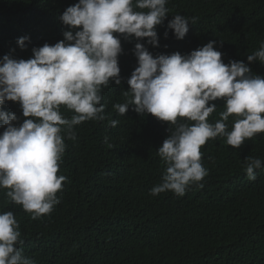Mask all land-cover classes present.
<instances>
[{
    "label": "trees",
    "instance_id": "1",
    "mask_svg": "<svg viewBox=\"0 0 264 264\" xmlns=\"http://www.w3.org/2000/svg\"><path fill=\"white\" fill-rule=\"evenodd\" d=\"M78 2L0 0V59L12 54L27 60L33 48L63 40L68 29L59 16ZM166 8L168 17L157 27L159 47L120 37L121 85L110 81L102 86L105 119L74 126L75 140L62 132L66 149L58 175L66 180L57 193L60 203L33 219L9 200L8 189L0 188V213L14 214L22 241L17 247L35 264H264V165L255 170V181L245 171L248 157L264 162V133L239 149L228 145L226 137L209 139L201 147L208 172L203 187L193 184L183 196H153L150 190L162 182L166 167L157 149L170 135L169 125L137 114L133 105L125 115L114 108L131 99L122 91L129 90L127 80L138 66L137 42L156 56L190 54L215 40L225 64L247 63L246 57L264 43V0H168ZM178 14L195 19L183 40L167 27ZM20 37L30 38L23 50ZM249 66L253 75L264 76L259 60ZM212 103L217 110L210 123L225 110L222 101ZM4 111L15 113L20 122L26 119L16 102H7ZM60 111L68 119L75 114L64 106ZM111 120L118 125L111 127ZM234 120L226 122L229 131Z\"/></svg>",
    "mask_w": 264,
    "mask_h": 264
},
{
    "label": "clouds",
    "instance_id": "2",
    "mask_svg": "<svg viewBox=\"0 0 264 264\" xmlns=\"http://www.w3.org/2000/svg\"><path fill=\"white\" fill-rule=\"evenodd\" d=\"M167 2L79 0L59 16L68 29L62 33L63 40L33 48L27 60L12 54L0 59V129H4L0 133V188L8 189L9 200L32 213L33 219L49 214L60 203L57 193L66 180L58 175L66 149L62 132L75 140L74 126L105 119L102 86L110 81L121 85L120 37L159 47L157 27L168 17ZM194 23V18L190 21L178 14L167 27L183 40ZM164 36L168 38V31ZM29 39H18L22 50ZM133 53L138 66L127 80L129 90L122 91L131 99L114 108L125 115L133 105L137 114L167 122L170 132L157 149L166 167L151 195L183 196L193 184L202 188L200 182L208 172L201 162V147L209 139L226 137L228 145L239 149L246 140L264 133V76L253 75L249 66L257 60L264 65V43L246 57L247 63L225 64L215 40L190 54L156 56L145 43L137 42ZM215 101H222L225 110L210 123L208 118L217 110ZM7 102L19 104L26 118L23 122L15 113L4 111ZM61 106L75 113L71 119L62 115ZM229 117H235L230 131ZM118 123L110 121L113 128ZM262 165L259 158L245 159L250 181L257 179L255 170ZM20 236L14 214L0 213V264H35L17 247L22 243Z\"/></svg>",
    "mask_w": 264,
    "mask_h": 264
}]
</instances>
